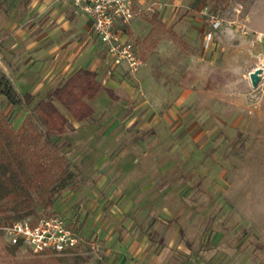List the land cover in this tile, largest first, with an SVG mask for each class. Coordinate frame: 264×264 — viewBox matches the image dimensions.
I'll use <instances>...</instances> for the list:
<instances>
[{
    "label": "rangeland",
    "instance_id": "374dc122",
    "mask_svg": "<svg viewBox=\"0 0 264 264\" xmlns=\"http://www.w3.org/2000/svg\"><path fill=\"white\" fill-rule=\"evenodd\" d=\"M134 7L143 64L117 101L76 121L52 98L58 134L34 112L46 93H0V162L41 181L27 208L0 201V264H264V0ZM155 12L176 38L148 33ZM27 209L62 215L77 245L13 247L4 227Z\"/></svg>",
    "mask_w": 264,
    "mask_h": 264
},
{
    "label": "crops",
    "instance_id": "0c3cea01",
    "mask_svg": "<svg viewBox=\"0 0 264 264\" xmlns=\"http://www.w3.org/2000/svg\"><path fill=\"white\" fill-rule=\"evenodd\" d=\"M142 1L135 0V4ZM140 27L133 18L122 29L135 42L141 56L132 33ZM110 66L104 46L90 29L89 18L76 12L67 0H0V70L16 92L47 94L78 68H86L117 96L111 98L103 88L88 101L95 114V106H100L105 97L119 99L116 90L122 88V77L129 76L122 67L108 73ZM135 77L138 81L137 74ZM139 99L145 101L146 97Z\"/></svg>",
    "mask_w": 264,
    "mask_h": 264
},
{
    "label": "built area",
    "instance_id": "2783aa9c",
    "mask_svg": "<svg viewBox=\"0 0 264 264\" xmlns=\"http://www.w3.org/2000/svg\"><path fill=\"white\" fill-rule=\"evenodd\" d=\"M74 10L89 18L90 29L102 43L111 66L124 68L135 76L143 60L133 40L127 38L122 26L136 15L135 0H67ZM220 24L212 21V26ZM11 245L28 246L34 251H64L78 243L77 233L60 214H49L34 219L23 217L4 227Z\"/></svg>",
    "mask_w": 264,
    "mask_h": 264
},
{
    "label": "trees",
    "instance_id": "16d2710c",
    "mask_svg": "<svg viewBox=\"0 0 264 264\" xmlns=\"http://www.w3.org/2000/svg\"><path fill=\"white\" fill-rule=\"evenodd\" d=\"M148 20L152 24L150 31L156 28L160 31L168 32L171 37L176 38L177 33L157 19L156 13H153ZM150 45L153 46L154 43L152 42ZM103 88V85L97 80L95 72L86 68H78L61 85L47 92V98L38 100L34 105V112L45 126L47 133L60 134L65 131L69 120L65 113L55 105L52 98L68 112L71 118L80 121L92 115L93 108L88 101ZM104 89L111 98H117L111 89ZM13 92H16V90L13 88L9 78L0 72V93L11 96ZM24 121L25 118L17 130L22 128ZM40 182L39 179L33 178L25 170L23 161L19 160L14 163L9 161L7 163L0 162V201L10 199L16 209L27 208L32 199L30 189H39ZM31 212L29 209L23 212L17 210L16 215L13 217L20 219ZM11 220L9 218L10 222H12ZM12 246L16 247L18 245Z\"/></svg>",
    "mask_w": 264,
    "mask_h": 264
}]
</instances>
